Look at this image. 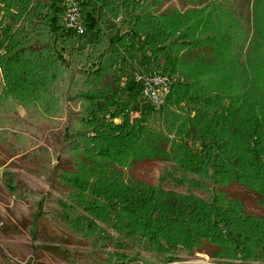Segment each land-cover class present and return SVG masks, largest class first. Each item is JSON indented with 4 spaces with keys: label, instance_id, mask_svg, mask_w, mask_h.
<instances>
[{
    "label": "trees",
    "instance_id": "1",
    "mask_svg": "<svg viewBox=\"0 0 264 264\" xmlns=\"http://www.w3.org/2000/svg\"><path fill=\"white\" fill-rule=\"evenodd\" d=\"M4 1L20 10L12 24L23 20L4 28L0 143L67 196L33 190L15 173L5 188L35 223L62 222L89 244L65 261L132 264L129 240L157 254L228 251L264 264V217L221 189L264 201V24L253 0H87L82 21L95 41L66 29L61 0ZM135 67L172 79L160 109L140 100L135 73L126 80ZM144 162L172 164L190 192L125 177Z\"/></svg>",
    "mask_w": 264,
    "mask_h": 264
},
{
    "label": "rangeland",
    "instance_id": "2",
    "mask_svg": "<svg viewBox=\"0 0 264 264\" xmlns=\"http://www.w3.org/2000/svg\"><path fill=\"white\" fill-rule=\"evenodd\" d=\"M49 0H43L42 3H48ZM255 18L258 19V24H264V0L252 1ZM166 7H181L177 2L167 3ZM58 7H62V0ZM19 9L9 8L4 0H0V18L3 20L5 29L9 25L19 27L23 18H20L18 25L12 24L9 18L12 15L18 14ZM18 20V19H17ZM62 23L65 25V15L62 16ZM85 26V25H84ZM87 38L91 41L96 40L94 33L88 32ZM8 43L5 41V51H7ZM68 56V53H65ZM0 57V95L2 94L5 81L3 68L1 67ZM140 73L141 68L135 67L132 73L126 75ZM152 74L159 73L153 68ZM132 78H129L131 80ZM126 83V82H125ZM125 83L123 85H125ZM140 100L142 96L138 92ZM124 96L129 98L131 95L127 92V87L124 90ZM38 168L36 164L30 162L25 157L13 158L11 153L0 143V248L4 255L0 253V262L2 264H69L65 261L66 254L70 251L78 253L90 249L89 244L82 238L75 236L67 227L59 221L40 220L34 222L31 216V211L27 203L17 201L8 190L5 184L10 173H15L19 179L29 188L42 193L56 194L62 198L67 196L66 190L54 188L50 183L39 180L31 174L32 170ZM125 177L130 181H139L141 183L153 186L161 185L164 189L174 191L176 193L186 194L190 192L184 184L177 183L180 178V173L176 168L166 162H144L135 164L133 169L124 171ZM230 197L237 198L245 206L246 212L255 217H264V201L256 196L253 192L244 189L240 186H230L221 188ZM192 192L207 200L212 195L213 190L209 192L192 190ZM104 229L113 235L115 238L124 240L117 235L111 228ZM127 254L129 255L132 264H169L166 260L171 259L173 264H241L237 258L232 256V253L224 251L222 256L212 258L209 252H194L190 253L187 249L179 248L173 250L169 254H157L152 249L147 248V244H139L133 241L126 240ZM113 251V249H110Z\"/></svg>",
    "mask_w": 264,
    "mask_h": 264
},
{
    "label": "built area",
    "instance_id": "3",
    "mask_svg": "<svg viewBox=\"0 0 264 264\" xmlns=\"http://www.w3.org/2000/svg\"><path fill=\"white\" fill-rule=\"evenodd\" d=\"M85 1L87 0H62L66 29L82 37L86 34L81 8ZM4 28L3 20L0 18V57L5 54V46H3ZM134 78L141 86L142 98L145 101H149L158 109L164 106L173 83L170 77L162 73L146 74L140 72L135 73Z\"/></svg>",
    "mask_w": 264,
    "mask_h": 264
}]
</instances>
